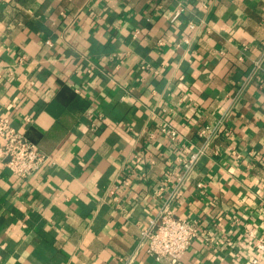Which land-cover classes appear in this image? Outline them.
<instances>
[{
  "label": "crops",
  "instance_id": "0c3cea01",
  "mask_svg": "<svg viewBox=\"0 0 264 264\" xmlns=\"http://www.w3.org/2000/svg\"><path fill=\"white\" fill-rule=\"evenodd\" d=\"M262 53L264 0H0V117L50 156L0 141V264H171L130 259L163 209L200 229L176 264H264Z\"/></svg>",
  "mask_w": 264,
  "mask_h": 264
},
{
  "label": "built area",
  "instance_id": "2783aa9c",
  "mask_svg": "<svg viewBox=\"0 0 264 264\" xmlns=\"http://www.w3.org/2000/svg\"><path fill=\"white\" fill-rule=\"evenodd\" d=\"M182 11L183 8L178 7L173 12L170 21L174 22L182 14ZM183 41L189 44L190 38H184ZM46 42L51 44V41ZM262 62H264V53L254 61L253 71L259 69ZM161 131L169 134L172 138L177 135L174 129L162 127ZM212 132L214 131L208 126L200 129L199 135L206 137L204 143L190 151L187 158L182 160L180 172L169 171L165 175L166 181L171 180V175H174L176 180L168 200H173L179 195L180 186L204 154ZM0 141L3 156L6 159V167L20 179L30 176L50 160L49 155L43 153L24 133L16 130L5 117H0ZM163 188L161 187L160 190ZM199 234L200 229L196 220L183 219L174 216L170 210L163 209L157 218L151 219L149 225L140 231L136 249L131 253L130 259L137 254L138 250L142 249L156 261L164 259L171 264H176Z\"/></svg>",
  "mask_w": 264,
  "mask_h": 264
}]
</instances>
